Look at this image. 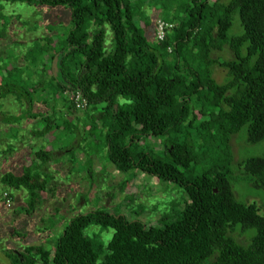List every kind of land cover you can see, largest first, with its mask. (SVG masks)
Masks as SVG:
<instances>
[{
    "label": "trees",
    "instance_id": "trees-1",
    "mask_svg": "<svg viewBox=\"0 0 264 264\" xmlns=\"http://www.w3.org/2000/svg\"><path fill=\"white\" fill-rule=\"evenodd\" d=\"M1 3L68 11L69 28L60 42L52 45L47 34L37 39L38 82L54 90L40 102L51 108L59 102L66 119L78 111L65 92L79 91L86 109L100 107L95 117L75 120L95 142L98 157L118 173L135 170L171 184L184 197L180 210L154 225L104 209L75 215L48 250L42 244L27 246L5 255L9 264H264V215L235 199L223 166L231 160V137L242 131L248 145L264 141V0H184L175 5L174 14L171 0H0V10ZM140 4L166 14L157 18L170 26L162 41L155 40V21H148ZM150 26L149 41L144 32ZM33 51L25 58L35 64ZM54 57L55 78L48 66ZM214 67L225 72L220 84L212 78ZM10 74L0 69V100L12 97L27 108L17 116H3L5 121L36 120L27 133L54 142L50 136L60 125L52 116L50 120L32 111L40 86L3 84ZM94 122L100 127L96 138L91 134ZM14 134L7 139H15ZM147 139L160 141L157 153L145 147L136 151ZM15 149L7 144L0 154ZM29 159L31 164L16 175H0L2 193L10 201L8 191L25 192V213L41 204L39 193L52 180L42 166L54 157L40 149L29 151ZM200 162L203 168L192 175L191 167ZM236 167L247 185L264 193L263 158L250 157ZM98 227L112 231L105 243L91 231ZM238 233L244 241L237 240Z\"/></svg>",
    "mask_w": 264,
    "mask_h": 264
},
{
    "label": "rangeland",
    "instance_id": "rangeland-1",
    "mask_svg": "<svg viewBox=\"0 0 264 264\" xmlns=\"http://www.w3.org/2000/svg\"><path fill=\"white\" fill-rule=\"evenodd\" d=\"M183 1L171 0L169 6H172L173 14L176 11L175 5L178 6ZM1 7L0 69L3 72L11 73L10 77L5 79L6 82L3 80V84L7 83L14 88L18 87V89L21 87L26 89L35 84L37 87L40 86L39 89H36L35 97L38 96V101L36 98L33 99L32 111L38 114L43 112L40 116H47L48 119L52 116V119L57 121L60 126L50 136V139L51 137L55 138L54 142L46 144L48 139L45 137L46 140L42 139L38 145V139L30 136L29 132L27 133L28 130L36 127V120L21 121L26 132L11 128L9 133L13 137L14 133H17V137L15 139L10 137L4 143L5 146L8 144L15 148L22 144V147L26 149V153H24L27 159L26 166L31 164L29 151L40 149L51 151L54 160L42 166V172L50 175L52 180L48 183L46 191L39 193L41 197L39 207H34L28 213L23 210L25 192L22 190L8 191L12 199L10 208H5L1 201L4 189L0 185V264H9L5 255L20 252L27 246L42 244L48 250L51 244L54 245L63 225L78 214L104 209L109 214L117 213L124 216L126 220L132 219L147 226L154 225L158 219L180 210L184 197L179 189L171 184L159 183L156 179L135 170L126 174L118 173L105 161L104 157H98L101 153H95L97 150L94 146L95 142L88 139L87 132L85 129L83 130L81 124L76 126L75 120L95 117L99 106L94 109L70 113L65 116V119L62 116L64 108L60 107L59 102H56L53 107L56 111L40 102V97L44 94L51 97L54 90L47 82H38L37 39L47 34L52 38V45L60 42V36L69 28L68 11L38 9L24 3H1ZM140 9L145 12L144 15L147 14L148 21L150 20L151 23L158 17L166 18L165 13L160 11L158 13L152 9L146 10L142 4H140ZM152 28L153 26H150L144 32V36L149 41L153 35ZM49 30H52V33L49 34ZM109 38V34H107L106 42ZM29 50H34L31 57L35 58V64L30 62L31 58H25ZM222 58L227 59L228 56L222 54ZM42 59L44 60V58ZM48 66L50 69L51 63ZM29 74L30 76L34 75L30 79L31 82L27 81ZM1 75L3 76V73ZM224 77L223 70L216 67L212 69V78L216 83H222ZM58 97L61 101V96ZM23 106L26 107L23 102L19 105L12 97L0 100V114L6 117L17 116L19 111H26L27 107ZM51 111L53 112L51 113ZM61 123L64 124L61 125ZM87 123L89 125L91 122L87 121ZM38 125L39 128L43 127L42 123L38 122ZM93 125L94 129L91 134L96 138L100 127L98 122H94ZM190 135L191 141H193L192 134ZM159 142L154 139L140 141L136 151H141L145 147L147 152L155 154L161 146ZM228 149L231 160L229 165L223 166L229 170L230 184L235 199L241 203L254 205L258 209L259 215H264V193L247 185L243 181L241 168L236 167L242 160L250 157L264 159V141L248 145L245 143L241 131L229 139ZM86 151L89 152V155ZM196 153L200 158L201 152L198 150ZM212 153L210 152V156L208 154L206 162L211 158ZM201 162L191 167L192 175L196 176L201 171L204 164ZM7 215L9 216L5 218ZM91 231L99 233L98 236L103 237V243L109 239L112 233L111 229L103 227L92 228ZM250 233L253 234V232ZM238 236L239 242L244 241L241 234L238 233Z\"/></svg>",
    "mask_w": 264,
    "mask_h": 264
},
{
    "label": "crops",
    "instance_id": "crops-1",
    "mask_svg": "<svg viewBox=\"0 0 264 264\" xmlns=\"http://www.w3.org/2000/svg\"><path fill=\"white\" fill-rule=\"evenodd\" d=\"M20 111L18 112V114ZM41 113V112H40ZM23 126V129H22ZM17 128L20 131L26 132V128H24V124L21 125V122L14 123L12 125H9L8 122L5 121V118L0 114V150H4L5 145L4 143L7 140V136L9 135V132L11 131V128ZM45 139L46 138H42ZM42 139H38V145ZM46 144H49V138H47ZM4 141V142H3ZM7 145V144H6ZM26 149L22 147V144H19L17 146V149L12 151L10 154H0V175L5 172H13L15 175L19 173L20 169L23 167H26ZM70 170V168H68ZM66 170V171H68ZM9 215L5 216L7 218Z\"/></svg>",
    "mask_w": 264,
    "mask_h": 264
},
{
    "label": "built area",
    "instance_id": "built-area-1",
    "mask_svg": "<svg viewBox=\"0 0 264 264\" xmlns=\"http://www.w3.org/2000/svg\"><path fill=\"white\" fill-rule=\"evenodd\" d=\"M154 38L157 41H162L164 36V29L170 28L169 25L163 23L162 21L156 19L154 22ZM169 51V50H168ZM65 96H67L68 100L70 101L71 105L73 106L75 111H83L87 107L86 100L82 97L79 91L77 90H71L66 91ZM1 199L3 201L5 208H10V198L7 196L6 193L1 194Z\"/></svg>",
    "mask_w": 264,
    "mask_h": 264
},
{
    "label": "water",
    "instance_id": "water-1",
    "mask_svg": "<svg viewBox=\"0 0 264 264\" xmlns=\"http://www.w3.org/2000/svg\"><path fill=\"white\" fill-rule=\"evenodd\" d=\"M57 66H56V57L51 61L50 73L53 78L56 76Z\"/></svg>",
    "mask_w": 264,
    "mask_h": 264
}]
</instances>
